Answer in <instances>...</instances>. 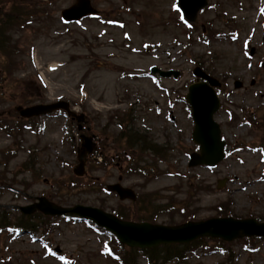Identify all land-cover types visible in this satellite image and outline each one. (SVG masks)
<instances>
[{
    "label": "rangeland",
    "instance_id": "rangeland-1",
    "mask_svg": "<svg viewBox=\"0 0 264 264\" xmlns=\"http://www.w3.org/2000/svg\"><path fill=\"white\" fill-rule=\"evenodd\" d=\"M0 2L26 16L25 29L20 22L12 31L9 58L0 59V121L9 129L0 130V205L26 206L45 197L110 213L128 203L100 187L120 182L137 194L156 195L159 206L170 199L189 205L186 215L169 211L157 223L179 224L188 216L202 221L218 213L264 223V0H209L193 25H184L175 0H90L97 15L70 24L60 13L75 0ZM151 67L180 75L159 80L149 76ZM195 67L221 83L214 120L226 157L213 169L187 167L193 124L182 97ZM18 93H25L28 105L69 103L85 116L89 133L108 135L98 147L107 157L111 139L122 131L119 123L129 120L134 132L144 134L138 139L160 146L165 160L148 154L139 159L129 149L131 159L87 167L81 180L96 185L81 187L72 174L79 144L75 123L61 113L19 120L13 113ZM113 145L134 147L124 139ZM140 160L158 176L141 180L119 170ZM1 209L0 216L6 211ZM7 211L10 220L20 215ZM48 224L45 234L0 230V264H117V241L103 230L61 217ZM243 242L224 245L225 253L209 242L186 264H264V239H252L251 247ZM137 264H147L142 255Z\"/></svg>",
    "mask_w": 264,
    "mask_h": 264
},
{
    "label": "water",
    "instance_id": "water-1",
    "mask_svg": "<svg viewBox=\"0 0 264 264\" xmlns=\"http://www.w3.org/2000/svg\"><path fill=\"white\" fill-rule=\"evenodd\" d=\"M207 0H178V6L184 17L189 22H194L199 10L204 8ZM95 10L90 6L89 0H76L75 5L62 12V17L71 22L86 16L94 14ZM151 72H157L162 77H178V72H161L157 69H151ZM193 74L202 78L205 82L195 83L188 87V93L185 96L186 102L192 108V119L194 130L192 141L199 145V154H192L189 166L206 165L215 166L223 158L224 143L220 141L219 127L213 122L212 116L219 108V101L213 90L219 83L205 75L200 69H195ZM240 86L236 84V88ZM56 109L68 111V105L64 102H58L46 106H34L26 109L16 108L22 117H32L50 113ZM68 115L76 120L77 123L83 122V116H76L70 112ZM80 130V127L78 128ZM81 145L77 153L79 161L78 166L73 173L77 176L84 174V160L87 154L92 152L93 144L91 138L80 136ZM108 191L115 192L120 200H135L133 192L122 188L120 185H110ZM20 212L29 215L34 211H39L45 216L77 215L81 218L89 219L96 225L106 229L115 235L119 243L136 249H146L160 245L185 244L195 241L199 238L209 237L218 238L230 242L240 237H264V223H257L254 220H234L210 219L201 222H190L179 226L168 227L161 225H152L148 223H133L121 221L111 214L105 213L99 209L83 206H74L73 208H62L50 203L45 198H39L38 202L20 207Z\"/></svg>",
    "mask_w": 264,
    "mask_h": 264
},
{
    "label": "trees",
    "instance_id": "trees-1",
    "mask_svg": "<svg viewBox=\"0 0 264 264\" xmlns=\"http://www.w3.org/2000/svg\"><path fill=\"white\" fill-rule=\"evenodd\" d=\"M129 142V141H126ZM125 142V143H126ZM114 143H120V141L117 139L114 140ZM139 151H143V153L150 152L153 156H156V158L161 159V153L152 147L147 146H141L139 148ZM131 172L138 173L137 175H140L144 180H149L153 174L151 171V174L149 170H147V166L142 165L138 162V164L134 167H130ZM155 172V170H154ZM78 183L81 187H94L95 184L91 185V181L83 182L82 180H78ZM77 183V185H78ZM77 185L75 187H77ZM153 195H138L137 200L135 203L131 204V208H129L126 212L121 211H115L114 214L117 215L122 220H131V221H148V222H154L155 216L159 214V216L167 215L169 211L177 210L181 215H186V210L189 211V205H187V202L178 203L177 205L173 204V200L170 199V201L164 205H152L151 199ZM148 198V199H147ZM223 204V203H222ZM217 212H223V207L218 206ZM219 217H226L227 214L218 213ZM157 218V217H156ZM48 219V218H47ZM45 219V220H47ZM185 221L194 220L192 216H188L184 218ZM169 225H173L172 220L168 219ZM48 224L45 223V227L47 228ZM7 227H13L18 230H29L33 231L35 225H33V222L27 218L20 217L19 219H16L13 223L7 219V216L5 213H3L0 216V229H4ZM44 227V226H43ZM216 246L223 245L220 241H212ZM207 240H199L197 242L188 244V245H172V246H162L155 249H150L146 251H142L141 253L146 258V261L148 264H185L187 263L186 260L188 258V255L191 254L194 250L207 248ZM121 250L124 249L123 247H120ZM138 253L136 250H125L122 253V257L119 259V264H135L136 258L135 254Z\"/></svg>",
    "mask_w": 264,
    "mask_h": 264
},
{
    "label": "flooded vegetation",
    "instance_id": "flooded-vegetation-1",
    "mask_svg": "<svg viewBox=\"0 0 264 264\" xmlns=\"http://www.w3.org/2000/svg\"><path fill=\"white\" fill-rule=\"evenodd\" d=\"M6 4L0 2V59H5L8 53H11L14 48L15 42L12 41V31H15L17 23L23 22L20 29H25V17L24 14L17 15V12L11 13V11L5 9ZM18 30V29H17Z\"/></svg>",
    "mask_w": 264,
    "mask_h": 264
},
{
    "label": "snow or ice",
    "instance_id": "snow-or-ice-1",
    "mask_svg": "<svg viewBox=\"0 0 264 264\" xmlns=\"http://www.w3.org/2000/svg\"><path fill=\"white\" fill-rule=\"evenodd\" d=\"M262 14H264V12H262Z\"/></svg>",
    "mask_w": 264,
    "mask_h": 264
}]
</instances>
